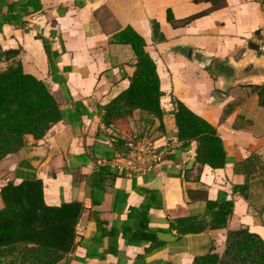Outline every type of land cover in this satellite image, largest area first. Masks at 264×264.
<instances>
[{
    "label": "crops",
    "instance_id": "crops-1",
    "mask_svg": "<svg viewBox=\"0 0 264 264\" xmlns=\"http://www.w3.org/2000/svg\"><path fill=\"white\" fill-rule=\"evenodd\" d=\"M127 28L142 37L161 91L163 129L151 139L171 148L142 174L115 167L114 175L100 176L92 204L96 166H115L121 154L115 139L123 136L101 122L100 107L128 85L125 67L134 56L116 39ZM260 35L264 0H0V68L19 63L42 80L62 114L40 139L27 135L23 147L0 160V186L33 174L45 204L82 203L76 240L95 238L99 254L84 258L76 245L67 264H191L209 251L220 255L227 229L246 228L264 241ZM41 38L56 52L51 66ZM173 100L215 129L223 166L195 162V141L183 146L177 139ZM158 174L161 190L151 185ZM217 198L232 202L225 227L181 234L171 226L178 217L202 216L205 201ZM141 202H148L144 215L128 212ZM55 264H65L64 257Z\"/></svg>",
    "mask_w": 264,
    "mask_h": 264
},
{
    "label": "trees",
    "instance_id": "trees-1",
    "mask_svg": "<svg viewBox=\"0 0 264 264\" xmlns=\"http://www.w3.org/2000/svg\"><path fill=\"white\" fill-rule=\"evenodd\" d=\"M152 28L154 30L156 25L152 24ZM116 39L129 44L134 56L133 71L127 87L100 110L101 122L112 124L123 136L115 139V149L123 153L126 150L124 143L138 137L132 132L127 117L137 110L141 120L157 121V127L162 129L164 112L159 106L161 91L155 65L144 50L142 37L127 28L119 32ZM41 42L51 66L56 52L45 38H41ZM261 90L264 86L258 91L259 103L264 104ZM74 104L77 106L78 102ZM172 116L176 137L181 144L187 146L190 141H195V162L211 168L223 166L221 140L210 124L178 100H173ZM61 118L58 103L42 80L23 72L19 63L14 67L0 68V160L23 147L27 135L34 140L40 139ZM67 121H70L69 117ZM112 158L106 157L107 160ZM96 171V178L91 182L92 193H89L92 204H97L100 198V176L114 175L116 168L98 164ZM0 200V264H55L62 257L67 264L70 259L67 254L76 245L85 249L84 258L99 254L95 238L79 236L76 240L75 225L82 203L45 204L42 181L35 175L22 177L17 183L8 181L1 185ZM231 207L232 202L225 198L206 200L202 216L178 217L171 226L181 234L225 227ZM147 209L148 202H141L137 207H130L128 212L141 216ZM96 224L102 232L101 223ZM191 264H264V241L246 228L227 229L220 255L209 251L195 256Z\"/></svg>",
    "mask_w": 264,
    "mask_h": 264
},
{
    "label": "built area",
    "instance_id": "built-area-1",
    "mask_svg": "<svg viewBox=\"0 0 264 264\" xmlns=\"http://www.w3.org/2000/svg\"><path fill=\"white\" fill-rule=\"evenodd\" d=\"M256 49L264 54V35L257 36ZM124 145L126 150L117 157L115 167L134 174H142L153 168L171 148V143L156 145L151 137L146 135L129 139Z\"/></svg>",
    "mask_w": 264,
    "mask_h": 264
},
{
    "label": "rangeland",
    "instance_id": "rangeland-1",
    "mask_svg": "<svg viewBox=\"0 0 264 264\" xmlns=\"http://www.w3.org/2000/svg\"><path fill=\"white\" fill-rule=\"evenodd\" d=\"M129 117L132 118V127L134 128L135 134H137L138 136L146 135L147 137L150 138L155 134H157L158 132L162 131L160 128L157 127L158 125L157 121H155L154 123L149 122L148 118L143 121L139 118V114L137 117L133 118L131 113Z\"/></svg>",
    "mask_w": 264,
    "mask_h": 264
},
{
    "label": "water",
    "instance_id": "water-1",
    "mask_svg": "<svg viewBox=\"0 0 264 264\" xmlns=\"http://www.w3.org/2000/svg\"><path fill=\"white\" fill-rule=\"evenodd\" d=\"M125 72H126V74H127L128 76H130V75L132 74V67H131V66H127V67H125ZM51 153H53V150H52V149H50V152L48 153V156H47V158H45V160H44L43 163L47 162V159L50 157ZM160 180H161V176L158 174V175L155 177V179L152 181V184H151V185H152L153 187L158 188V189L161 190V187L159 186V184H160Z\"/></svg>",
    "mask_w": 264,
    "mask_h": 264
}]
</instances>
